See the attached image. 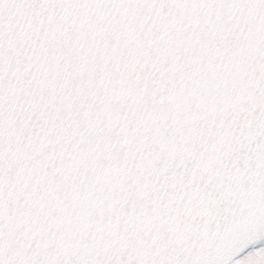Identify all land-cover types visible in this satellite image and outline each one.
<instances>
[{
    "label": "snow or ice",
    "instance_id": "6c2138e0",
    "mask_svg": "<svg viewBox=\"0 0 264 264\" xmlns=\"http://www.w3.org/2000/svg\"><path fill=\"white\" fill-rule=\"evenodd\" d=\"M0 264H264V0H0Z\"/></svg>",
    "mask_w": 264,
    "mask_h": 264
}]
</instances>
